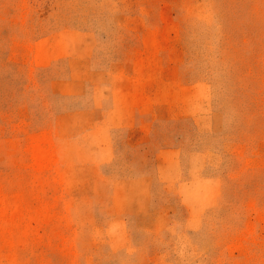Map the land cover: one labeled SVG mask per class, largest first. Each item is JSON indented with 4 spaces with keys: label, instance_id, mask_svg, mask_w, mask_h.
Wrapping results in <instances>:
<instances>
[{
    "label": "rangeland",
    "instance_id": "rangeland-1",
    "mask_svg": "<svg viewBox=\"0 0 264 264\" xmlns=\"http://www.w3.org/2000/svg\"><path fill=\"white\" fill-rule=\"evenodd\" d=\"M0 264H264V0H0Z\"/></svg>",
    "mask_w": 264,
    "mask_h": 264
}]
</instances>
